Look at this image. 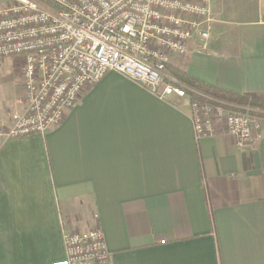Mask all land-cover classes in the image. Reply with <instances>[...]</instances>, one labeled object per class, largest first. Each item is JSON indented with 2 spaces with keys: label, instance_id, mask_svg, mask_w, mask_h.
<instances>
[{
  "label": "crops",
  "instance_id": "0c3cea01",
  "mask_svg": "<svg viewBox=\"0 0 264 264\" xmlns=\"http://www.w3.org/2000/svg\"><path fill=\"white\" fill-rule=\"evenodd\" d=\"M211 9L207 50L191 43L172 65L264 96V0ZM18 77L0 129L3 109L21 110ZM96 227L104 264H264V124L243 151L222 128L197 140L186 99L109 71L43 135L0 141V264H52L63 233Z\"/></svg>",
  "mask_w": 264,
  "mask_h": 264
},
{
  "label": "built area",
  "instance_id": "2783aa9c",
  "mask_svg": "<svg viewBox=\"0 0 264 264\" xmlns=\"http://www.w3.org/2000/svg\"><path fill=\"white\" fill-rule=\"evenodd\" d=\"M214 0H6L0 4V61L22 60L21 111L12 115L7 138L43 135L60 124L81 92L109 71L133 80L160 99L189 102L198 139L218 128L251 148L261 123L251 109L232 112L225 101L179 82L172 60L210 40ZM66 256L52 264H104L99 227L63 233Z\"/></svg>",
  "mask_w": 264,
  "mask_h": 264
},
{
  "label": "trees",
  "instance_id": "16d2710c",
  "mask_svg": "<svg viewBox=\"0 0 264 264\" xmlns=\"http://www.w3.org/2000/svg\"><path fill=\"white\" fill-rule=\"evenodd\" d=\"M169 71L179 82L186 84L187 87L198 90L199 92L212 96L219 100H228L234 103H240L246 106H251L259 111L264 112V96L249 94V95H238L231 92L215 88L211 85L204 84L203 82L192 78L187 75L184 71L179 70L174 66H169Z\"/></svg>",
  "mask_w": 264,
  "mask_h": 264
},
{
  "label": "rangeland",
  "instance_id": "374dc122",
  "mask_svg": "<svg viewBox=\"0 0 264 264\" xmlns=\"http://www.w3.org/2000/svg\"><path fill=\"white\" fill-rule=\"evenodd\" d=\"M17 59V62H13V63H9V64H5V65H0V99L1 96L4 94H10L12 92V90H14L15 88L12 85V82L14 80H19V72L20 69L22 68V60L20 58H15ZM173 66V65H171ZM22 82V81H21ZM20 82V83H21ZM186 85V84H185ZM10 92V93H9ZM22 83H21V95H22ZM20 95V96H21ZM22 99V96H21ZM222 101V100H221ZM225 102H227V107L229 110H232V112H248L246 111L247 109H251L253 114L257 117H259L260 119V123H261V130L263 128V124H264V112L263 111H259L251 106H246L240 103H234L228 100H223ZM22 108V107H21ZM20 108V109H21ZM4 110V117L7 119H9V123L10 125L8 127H6V129H9L12 125V115L19 113L21 110L19 111H14V109H12L10 106H7ZM257 117V118H258ZM2 129V130H1ZM1 131H4L5 128H1ZM261 132V131H260ZM259 132V133H260ZM4 138L2 136H0V141L3 140Z\"/></svg>",
  "mask_w": 264,
  "mask_h": 264
}]
</instances>
